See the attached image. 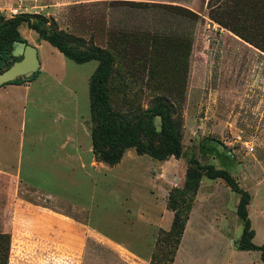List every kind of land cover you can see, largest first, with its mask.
<instances>
[{
	"label": "rangeland",
	"instance_id": "374dc122",
	"mask_svg": "<svg viewBox=\"0 0 264 264\" xmlns=\"http://www.w3.org/2000/svg\"><path fill=\"white\" fill-rule=\"evenodd\" d=\"M147 1L166 5L0 0V21L43 17L72 45L110 51L113 107L146 109L164 98L181 119L183 151L157 160L129 148L115 165L96 160L88 143L96 61L76 63L44 42L36 76H20L15 90L0 86L1 101L18 102L9 122L0 108V231L11 236L8 264H168V194L183 186L190 157L228 170L250 193L252 240L264 242V0H224L236 9L213 8L219 22L209 16L217 0ZM19 32L26 40L38 36L25 23ZM14 58L11 49L1 70ZM48 69L64 77L50 78ZM238 197L221 178L202 177L173 264H264L259 250L237 249Z\"/></svg>",
	"mask_w": 264,
	"mask_h": 264
},
{
	"label": "trees",
	"instance_id": "16d2710c",
	"mask_svg": "<svg viewBox=\"0 0 264 264\" xmlns=\"http://www.w3.org/2000/svg\"><path fill=\"white\" fill-rule=\"evenodd\" d=\"M210 2L211 0L208 1V5ZM119 3L131 6L166 5L147 0H110V5ZM172 6L195 18L198 17L190 9ZM222 7H227L230 11L236 9L234 5H226L224 0H217L216 3L209 5L210 18L219 22L220 19L212 9ZM32 18V15L24 13L0 21V69L3 62L10 56L15 40L27 43L19 32V26L23 23L33 29L38 34V38L53 45L65 58L76 63L96 60L97 65L88 81L91 149L96 160L109 166L115 165L120 162L128 148H134L137 154H146L157 160H164L171 156L177 158L183 153L182 122L175 116L176 111L170 102L162 97H156L146 109L133 108L125 112L116 110L112 105L109 92V83L115 71L113 54L99 46L78 48L71 44L67 34L52 27L48 28L47 21L43 17L35 21ZM107 34V41L111 42V32L108 31ZM148 45L152 48L153 40H150ZM38 70L31 78L36 76ZM20 82L21 77H17L10 83L19 84ZM156 115L161 116L159 130L154 122ZM188 163L183 186L172 188L168 194L167 205L173 211V218L169 230L163 232L167 239V263L171 264L174 261L175 252L203 176L209 179L221 178L233 192L238 194L236 214L242 222V232L237 249L259 250L261 260L264 262V242L257 245L252 240L255 231L251 227L247 210L250 193L240 187L231 173L224 168H216L211 163L201 164L193 157H190ZM10 241V233L0 231V264H8Z\"/></svg>",
	"mask_w": 264,
	"mask_h": 264
},
{
	"label": "water",
	"instance_id": "95a60500",
	"mask_svg": "<svg viewBox=\"0 0 264 264\" xmlns=\"http://www.w3.org/2000/svg\"><path fill=\"white\" fill-rule=\"evenodd\" d=\"M12 55L19 57V59L14 60L7 68L0 69V86L10 83L20 76L30 77L40 67L37 49L28 42L15 40L12 45ZM154 122L157 130H159L161 128V116L156 115Z\"/></svg>",
	"mask_w": 264,
	"mask_h": 264
},
{
	"label": "crops",
	"instance_id": "0c3cea01",
	"mask_svg": "<svg viewBox=\"0 0 264 264\" xmlns=\"http://www.w3.org/2000/svg\"><path fill=\"white\" fill-rule=\"evenodd\" d=\"M27 42L28 43H30V44H32V45H34L35 47H36V49H37V53H39V57H40V55H41V50H40V48H42V46H43V44H44V42H46V40H44V39H40V38H38V36H36V35H34V36H32L30 39H28L27 40ZM54 47V46H53ZM55 48V47H54ZM56 49V48H55ZM57 50V49H56ZM58 51V50H57ZM39 61H42L41 60V58H39ZM90 61H92V60H90ZM94 61H96V60H94ZM88 62V61H87ZM83 63H85V62H83ZM40 65H41V62H40ZM96 65H97V61H96V64H95V66H94V69H95V67H96ZM40 68V67H39ZM50 78H55V79H58V81H61L62 80V78L64 77V73H59V72H57V71H55L54 69H48V74H47ZM8 84V86H9V90L11 91V90H15L14 88H16L15 87V83H7ZM12 96H14V95H12ZM16 98L15 97H13V98H11V102L12 103H9V105L8 104H5L4 103V100L3 101H1L0 100V108L1 109H3L2 110V113H1V117H3L4 118V120H6L7 119V121L9 122V120H14V117L16 116V112H17V108H15V107H13V106H15V104H17L18 102H16V100H15ZM6 105H8L9 107H6ZM5 108H7L6 110H7V114H6V112H5ZM3 135L1 134V132H0V138L2 137ZM5 136H10L11 138H14V133H8L7 135H5ZM88 143H89V145L91 146V139H90V141L88 140ZM129 149V148H128ZM128 149H126V151L124 152V154H126L127 152H128ZM4 152H5V149H4V146L1 144V142H0V163L3 161V156H2V154H4ZM195 200V202L197 201L196 199H194ZM237 202H238V200H237ZM236 205H237V203H236ZM192 207L193 208H191V211H192V213H193V211H194V208H195V206H193L192 205ZM190 211V212H191ZM190 215V214H189ZM190 219H191V216H190V218L188 217V220H187V222H190ZM187 222H186V224H187ZM185 229H186V225H185V228H184V231H185ZM184 233V232H183ZM258 245V244H257ZM174 262V261H173ZM173 264V263H172Z\"/></svg>",
	"mask_w": 264,
	"mask_h": 264
},
{
	"label": "built area",
	"instance_id": "2783aa9c",
	"mask_svg": "<svg viewBox=\"0 0 264 264\" xmlns=\"http://www.w3.org/2000/svg\"><path fill=\"white\" fill-rule=\"evenodd\" d=\"M17 2L20 3L21 0H17ZM12 12L16 14L17 12H20V11L17 8H15V9L12 10Z\"/></svg>",
	"mask_w": 264,
	"mask_h": 264
},
{
	"label": "flooded vegetation",
	"instance_id": "af4514ba",
	"mask_svg": "<svg viewBox=\"0 0 264 264\" xmlns=\"http://www.w3.org/2000/svg\"><path fill=\"white\" fill-rule=\"evenodd\" d=\"M17 59H19V57H18V58H15L14 60H17ZM14 60H13V61H14Z\"/></svg>",
	"mask_w": 264,
	"mask_h": 264
}]
</instances>
